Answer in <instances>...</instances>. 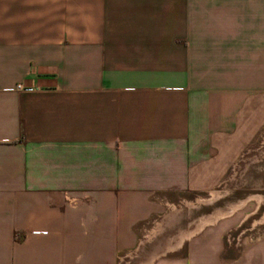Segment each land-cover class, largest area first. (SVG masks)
<instances>
[{
  "label": "crops",
  "instance_id": "1",
  "mask_svg": "<svg viewBox=\"0 0 264 264\" xmlns=\"http://www.w3.org/2000/svg\"><path fill=\"white\" fill-rule=\"evenodd\" d=\"M263 128L264 0H0V264H264L243 201L139 254Z\"/></svg>",
  "mask_w": 264,
  "mask_h": 264
},
{
  "label": "rangeland",
  "instance_id": "2",
  "mask_svg": "<svg viewBox=\"0 0 264 264\" xmlns=\"http://www.w3.org/2000/svg\"><path fill=\"white\" fill-rule=\"evenodd\" d=\"M230 178H223L209 193L199 196L184 194L172 200L165 214L158 219L161 230L153 237L142 238L150 241L142 243L140 256L147 255L165 247V240L175 236L185 229H193L203 217L211 216L215 210L244 202L236 209L232 217L224 222H235L242 219V226L247 229L250 225L264 220V128L256 135L251 146L242 152L241 157L231 167ZM211 203H202L212 198ZM256 199L260 200L259 203ZM233 207V206H231ZM234 206L232 210H234ZM232 212V213H233ZM223 222V223H224ZM249 232H247L248 234ZM145 240V241H146Z\"/></svg>",
  "mask_w": 264,
  "mask_h": 264
},
{
  "label": "built area",
  "instance_id": "3",
  "mask_svg": "<svg viewBox=\"0 0 264 264\" xmlns=\"http://www.w3.org/2000/svg\"><path fill=\"white\" fill-rule=\"evenodd\" d=\"M33 88L32 87H29V86H23L21 84H17L15 86V90L17 91H31Z\"/></svg>",
  "mask_w": 264,
  "mask_h": 264
},
{
  "label": "bare ground",
  "instance_id": "4",
  "mask_svg": "<svg viewBox=\"0 0 264 264\" xmlns=\"http://www.w3.org/2000/svg\"><path fill=\"white\" fill-rule=\"evenodd\" d=\"M215 197H216V196H215ZM233 207H234V206H233ZM233 207H231V208H233ZM225 211H226V210H225ZM224 213H225V212H223V213H220V214L224 215ZM217 215H218V214H217Z\"/></svg>",
  "mask_w": 264,
  "mask_h": 264
}]
</instances>
